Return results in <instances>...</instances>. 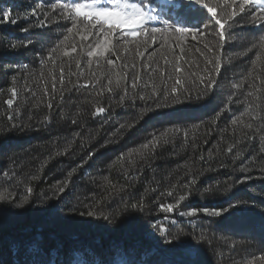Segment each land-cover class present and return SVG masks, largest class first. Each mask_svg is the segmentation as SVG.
<instances>
[{
  "label": "trees",
  "instance_id": "obj_1",
  "mask_svg": "<svg viewBox=\"0 0 264 264\" xmlns=\"http://www.w3.org/2000/svg\"><path fill=\"white\" fill-rule=\"evenodd\" d=\"M209 2L221 16L235 7L224 0ZM36 3L41 4L38 18L0 26V193H11L16 203L30 201L18 213L0 204V264L23 259L25 250L14 253L10 241L36 229L56 238L43 256L55 264H82V254L75 251L81 246L94 249L98 264H106L118 246L130 259L143 258L142 264H264V179L234 183L246 174L264 175L259 139L264 135V26H241V13L231 29L225 25L222 41L218 28L193 5L184 15L169 11L160 18L177 27L212 24L203 35L165 31L160 21H150L149 30L162 29L154 39L140 34L125 43L114 34L108 53L89 57L98 43L96 28L82 17L73 27L59 4L51 7L57 0H0V8L30 15ZM102 4L107 6L106 0ZM39 20L46 27L20 31ZM29 41L27 48L5 49ZM210 76L217 81L214 88ZM186 81H191V96L202 98L174 104V97L184 101L186 95L172 88L183 92ZM13 87L18 95L9 107L5 101ZM156 103L168 107L157 110ZM100 108L105 111L98 113ZM163 138L170 142L164 144ZM242 165L250 172H240ZM192 179L197 184H190ZM66 180L65 193L49 199L58 192L52 186L57 181L64 186ZM217 186L220 194L204 192ZM168 191L174 197L193 193L181 203L182 211L224 208L234 200L255 203L218 217H181L160 209L175 203L161 196ZM132 202L144 208L143 214L114 217ZM88 211L113 214V222L89 217ZM156 223L165 224L168 236L155 234L151 226ZM166 239L175 243L165 244Z\"/></svg>",
  "mask_w": 264,
  "mask_h": 264
},
{
  "label": "snow or ice",
  "instance_id": "obj_2",
  "mask_svg": "<svg viewBox=\"0 0 264 264\" xmlns=\"http://www.w3.org/2000/svg\"><path fill=\"white\" fill-rule=\"evenodd\" d=\"M62 8L64 19H70L73 22V27L76 26V21L78 18H84L88 21V25L91 27L96 28V36L99 40V43L96 44L95 49L89 50L87 55L92 57L94 55L104 56L105 53L109 52V45L112 43V37L114 34H118L119 39L124 40L125 43L128 42V38L132 37L136 39L138 35L143 34L145 37H151L154 39L155 35L162 31L161 28L153 27L149 30L148 23L150 21H160L162 25H164V30L171 29L174 32L179 34L184 33H195L197 35H203L206 29L212 27L214 24L217 28V35L224 40L225 35V25L228 24L229 29L236 24V20L234 19L239 14L243 13V16H240L241 26L244 25H255L257 27L264 26V0H224L225 6H235L232 8V11L224 12V15L221 16L218 11L217 7L211 6L209 0H139V3H129V0H106L107 6L102 4V0H92L91 3H64L60 4V0H57V3H53L51 7L56 9L57 6ZM154 5H156L154 7ZM195 5L197 8L202 9L203 12L206 14V20L211 21L212 24L209 23H202L197 27H177L176 24H172L168 19L161 20L160 14L161 13H169V11L175 13L178 16L184 15L192 9V6ZM255 6V11L252 10L251 6ZM238 7V11H237ZM41 9V4L36 3L35 7L31 8L30 15L28 13L20 14L13 11L11 6L0 8V26L4 25H11L15 26L21 23V21H26L31 17L38 18L37 10ZM159 9V11L157 10ZM223 12L224 10L221 9ZM259 13V14H258ZM47 15V13H45ZM231 21V24H229ZM34 27H46L44 20H39L38 24H28L27 27H23L20 29L21 32H29ZM73 28H68V32H72ZM102 37V40L100 39ZM264 40V36L260 38ZM31 41L26 42L24 44L19 43H11L5 46V49L8 50H19L20 48H27ZM144 43H147V40H144ZM139 55H143V53H139ZM51 56V53L49 54ZM43 59L40 60V63L43 64ZM108 64H114L113 60H108ZM165 63L167 64L168 61L166 60ZM211 63V62H210ZM23 67L27 68V65H23ZM214 70L216 72L220 71L219 63L214 64ZM174 71L179 73L181 71L179 66H174ZM209 86L215 87L217 81L213 77H209ZM180 81H176L177 86L180 85ZM186 87H184L183 92H178V87H173L172 92L178 94H185L186 99L184 101H179L175 97L173 99V103H184L190 102L193 99L199 100L202 97L197 95L196 97H192L190 93V86L191 81H186ZM201 83H205L202 79ZM135 87V84H133ZM111 91V89H109ZM9 92L12 96L11 99H7L5 104L11 107L14 104V99L18 95L17 89L15 87L9 89ZM124 98L121 97V100ZM140 99H144L143 96ZM232 97H229L231 100ZM51 107V105H49ZM161 107H168V105L164 104L161 105L156 103V109H160ZM105 109L100 108L98 109V113L104 112ZM225 111V109H221L220 112L216 114L218 118L221 112ZM11 119V117H9ZM233 123H237L236 120ZM17 127V126H13ZM251 127L250 125L248 126ZM261 141H264V135L259 137ZM170 141L166 138H163V143L167 144ZM151 143V142H149ZM143 148H148V144L142 146ZM153 147L155 145L153 144ZM229 152L232 151L230 147L228 149ZM264 152V149H261ZM91 155V154H90ZM141 158H144V153L141 152ZM235 170V169H234ZM211 171H215V169H211ZM240 172L249 173L250 169L244 167L243 165L239 168ZM75 169L68 173V177L70 178ZM107 180V177L104 178ZM252 179H264V175L253 177L252 175L246 174L242 176L239 180L234 181L235 184H242L246 181ZM190 184L195 185L197 184L196 179H192ZM61 182L57 181L53 188L58 189L57 193H54V197L59 199V196L65 193L68 185V181H64V186H60ZM233 185H228L227 188L223 189L224 193H227L229 189H231ZM33 189L31 187L27 188V193L30 196ZM155 191V190H153ZM205 193H217L220 194V188L217 186L215 188H206L204 189ZM167 195L168 197H173L175 199V203H168V204H160V209L165 214H178L181 217H189L194 218L200 215L206 217H218L223 215L225 212L229 211V209L234 208L239 205H248L254 204L255 202L250 203L247 200H234L230 203L227 207L224 208H195L191 207L188 208L186 211L180 210V205L182 202H185L187 199L190 198L193 193H188L186 195H179L178 197H174V193L172 191H168L166 194L161 193V196ZM143 197H141V200ZM30 203V201L25 198L20 203L15 202V197L11 196L9 193L8 196H5L3 193H0V204H6L9 206V210L13 213H18L24 209L25 205ZM144 208L135 202L126 203L125 207L121 211H117L114 213V217L118 219L124 213H141L143 214ZM83 215V213H81ZM87 215L94 219H104L109 223L113 222V214L105 215L103 212H93L88 211ZM165 220L167 221V215L165 216ZM171 223H175V221H170ZM154 230H158L155 232L156 235L161 237L168 236V229L165 227L163 223H156L151 226ZM54 236H46L43 229H36L34 232H26L25 234L21 235L18 238H14L10 241V244L14 250V253L19 251L20 249H24L27 255L23 259H14L12 264H55V261H45L43 258L45 247L49 241L55 240ZM201 241L206 239L205 236H201ZM211 243V241H208ZM165 244L171 245L175 242L171 239L164 240ZM75 251L82 254L83 260L82 264H98V260L96 259V253L94 249L90 246H81ZM53 254H55L56 249H52ZM129 254L124 250L123 246L116 247L113 252L109 255V258L106 264H142L141 260L130 259L128 258Z\"/></svg>",
  "mask_w": 264,
  "mask_h": 264
},
{
  "label": "rangeland",
  "instance_id": "obj_3",
  "mask_svg": "<svg viewBox=\"0 0 264 264\" xmlns=\"http://www.w3.org/2000/svg\"><path fill=\"white\" fill-rule=\"evenodd\" d=\"M129 3H139V0H129ZM102 40V37L100 38ZM99 43V40H98Z\"/></svg>",
  "mask_w": 264,
  "mask_h": 264
}]
</instances>
